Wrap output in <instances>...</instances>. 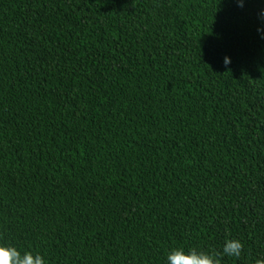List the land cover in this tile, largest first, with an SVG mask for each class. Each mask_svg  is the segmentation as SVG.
Segmentation results:
<instances>
[{
  "label": "trees",
  "instance_id": "trees-1",
  "mask_svg": "<svg viewBox=\"0 0 264 264\" xmlns=\"http://www.w3.org/2000/svg\"><path fill=\"white\" fill-rule=\"evenodd\" d=\"M264 0H0V243L47 264L264 257ZM230 62L225 64L224 58Z\"/></svg>",
  "mask_w": 264,
  "mask_h": 264
},
{
  "label": "clouds",
  "instance_id": "clouds-1",
  "mask_svg": "<svg viewBox=\"0 0 264 264\" xmlns=\"http://www.w3.org/2000/svg\"><path fill=\"white\" fill-rule=\"evenodd\" d=\"M237 6L243 7L244 0H237ZM264 19V12L259 14ZM258 32L264 33V29L258 28ZM264 38V36H262ZM230 62L229 57L224 58V63ZM244 250L243 242L239 239L227 238L221 253H209L184 248H173L166 254V264H221L222 257L240 258ZM0 264H47L45 257L40 253L21 252L11 244L0 243ZM255 264H264V257L257 258Z\"/></svg>",
  "mask_w": 264,
  "mask_h": 264
}]
</instances>
